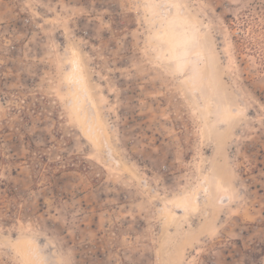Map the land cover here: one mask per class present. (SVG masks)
I'll return each mask as SVG.
<instances>
[{"label":"rangeland","instance_id":"obj_1","mask_svg":"<svg viewBox=\"0 0 264 264\" xmlns=\"http://www.w3.org/2000/svg\"><path fill=\"white\" fill-rule=\"evenodd\" d=\"M0 264H264V0H0Z\"/></svg>","mask_w":264,"mask_h":264},{"label":"bare ground","instance_id":"obj_2","mask_svg":"<svg viewBox=\"0 0 264 264\" xmlns=\"http://www.w3.org/2000/svg\"><path fill=\"white\" fill-rule=\"evenodd\" d=\"M189 24L187 23V26H188ZM169 29H170V27H169ZM186 29V28H185ZM191 29V28H190ZM171 30V29H170ZM168 31V30H167ZM172 31V30H171ZM170 31V32H171ZM179 31H181V30H179ZM183 32V31H182ZM182 32L180 33H178V32H176V31H172L171 33H172V37L173 38H171L172 39V41L171 42H173V47H169V45H168V47L169 48H172V50H170V52H171V54L174 56V58H176L177 59V61H179V62H181L182 60H183V57L185 56V54H186V51L188 50L187 48H188V46L190 45V43H191V41H192V33L191 34H188V35H186V33L185 34H183L182 35ZM170 33V34H171ZM184 33V32H183ZM194 34V33H193ZM166 36V35H165ZM194 38V37H193ZM196 38V37H195ZM167 39V38H166ZM174 39V40H173ZM168 40V39H167ZM169 42V41H168ZM180 44H181V46H180ZM171 45V46H172ZM176 45L178 46H180L179 48H180V50L178 49H176L177 47H176ZM191 46H193V44L191 45ZM168 51V50H167ZM170 54V55H171ZM167 55H168V53H167ZM172 59V58H171ZM185 59V58H184ZM175 61V60H174ZM176 61V62H177ZM181 65V64H180ZM76 68V67H75ZM81 67H79V69H80ZM77 69V68H76ZM72 71V70H71ZM80 71V70H79ZM82 71V70H81ZM70 78L71 79H73L76 83H79L80 84V91L77 93V95H76V103L77 104H79L80 103V101L83 99V97H84V94H87L88 93V87H87V81H86V77L83 75V73H81V72H79V73H70ZM89 94V93H88ZM87 101V100H86ZM95 116V115H94Z\"/></svg>","mask_w":264,"mask_h":264}]
</instances>
